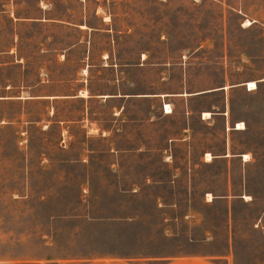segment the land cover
I'll list each match as a JSON object with an SVG mask.
<instances>
[{
    "label": "rangeland",
    "instance_id": "rangeland-1",
    "mask_svg": "<svg viewBox=\"0 0 264 264\" xmlns=\"http://www.w3.org/2000/svg\"><path fill=\"white\" fill-rule=\"evenodd\" d=\"M101 253L264 264V0H0V258Z\"/></svg>",
    "mask_w": 264,
    "mask_h": 264
},
{
    "label": "crops",
    "instance_id": "crops-1",
    "mask_svg": "<svg viewBox=\"0 0 264 264\" xmlns=\"http://www.w3.org/2000/svg\"><path fill=\"white\" fill-rule=\"evenodd\" d=\"M250 90V89H249ZM246 161V160H245ZM0 264H218L213 256L203 254H187L166 257L152 256H127L116 253H101L93 256L71 258H0Z\"/></svg>",
    "mask_w": 264,
    "mask_h": 264
},
{
    "label": "bare ground",
    "instance_id": "bare-ground-1",
    "mask_svg": "<svg viewBox=\"0 0 264 264\" xmlns=\"http://www.w3.org/2000/svg\"><path fill=\"white\" fill-rule=\"evenodd\" d=\"M248 24H250V21H248L247 22ZM246 86L247 87H249V89L250 90H255L257 87H258V84H257V82L256 81H251V82H249V83H246ZM166 108L170 111V112H172V110L170 109V105H166ZM205 118H207V117H211L212 115H211V113H209V112H205ZM244 124L243 123H239V127H238V129H244ZM208 156H209V159L208 160H211L212 159V155L211 154H208ZM245 159L246 160H248L249 159V155L247 154V155H245Z\"/></svg>",
    "mask_w": 264,
    "mask_h": 264
},
{
    "label": "built area",
    "instance_id": "built-area-1",
    "mask_svg": "<svg viewBox=\"0 0 264 264\" xmlns=\"http://www.w3.org/2000/svg\"><path fill=\"white\" fill-rule=\"evenodd\" d=\"M165 112H166V113H170V111H169L167 108H165ZM228 114H229L228 111H227L226 113H224V115H225L226 117H228ZM238 127H239V123L236 124V127H235V128L237 129ZM228 128H229V126H228Z\"/></svg>",
    "mask_w": 264,
    "mask_h": 264
}]
</instances>
